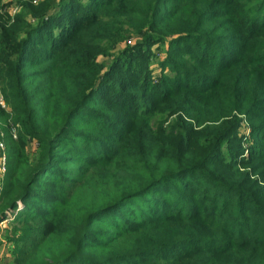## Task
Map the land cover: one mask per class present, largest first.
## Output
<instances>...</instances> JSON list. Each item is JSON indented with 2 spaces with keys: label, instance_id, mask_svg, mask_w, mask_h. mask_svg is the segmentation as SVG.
Instances as JSON below:
<instances>
[{
  "label": "trees",
  "instance_id": "1",
  "mask_svg": "<svg viewBox=\"0 0 264 264\" xmlns=\"http://www.w3.org/2000/svg\"><path fill=\"white\" fill-rule=\"evenodd\" d=\"M27 14L0 26V117L19 127L0 188V218L17 208L12 263L264 264V153L231 154L242 121L264 137V0H42ZM132 35L168 45L150 106L127 102L132 80L106 85Z\"/></svg>",
  "mask_w": 264,
  "mask_h": 264
},
{
  "label": "rangeland",
  "instance_id": "2",
  "mask_svg": "<svg viewBox=\"0 0 264 264\" xmlns=\"http://www.w3.org/2000/svg\"><path fill=\"white\" fill-rule=\"evenodd\" d=\"M42 0H0V26H10L12 19H14L17 15H24L23 17L28 22L34 24V21L30 17H27V10H32L35 8ZM79 2L87 4L89 0H79ZM22 7V8H21ZM54 32V31H53ZM143 36L139 35H132L127 37L124 44L118 46L120 49H127V52H130V63L137 62L138 64L142 65V69L147 72L148 81H147V88H141L140 83L138 82L135 76L131 75L132 71L130 70L129 65L127 64L125 67L118 66L117 58L122 56L120 52L112 53L111 56H104L99 57L98 62L99 64H103L104 67L110 68L112 64L118 66L117 74L115 75L114 79H105L106 85H120L125 84L127 80H132V82L128 85L129 87L134 86L133 91H130L133 98H128V103L137 104V105H149L153 102L154 97L152 96L153 93H159V89H161L162 85L165 82V79L162 78L161 75L166 74L171 76V73L168 69L163 70V74L161 71L160 64L162 62V57L160 53L162 50H167V44H161L160 42L150 43V45L146 46V43L143 42ZM164 42H167L166 40ZM150 53H155L154 55H150ZM161 57V59H160ZM164 80V82H163ZM110 82H113L112 84ZM162 82V83H161ZM109 83V84H107ZM105 85V84H104ZM112 86V87H113ZM153 86V89H152ZM109 87V86H108ZM118 87V86H117ZM154 89L156 92H154ZM108 90V89H107ZM166 90V89H165ZM102 91V90H101ZM109 91V90H108ZM158 91V92H157ZM0 97L1 93H0ZM3 104L5 108H0L7 112L8 108L6 107L4 101ZM248 123L246 120L242 121L241 128L238 136V142L236 141V146L239 148V152L231 153L235 155L232 160H237L239 157H247L250 154L252 149L257 150V152L264 153V137H258V135L251 136L250 131L248 129ZM0 129L3 131L5 136V158H6V169H7V161L9 158L7 147V141L11 138L12 141L18 142L19 138V127L18 125H14L11 119L8 117L6 119L4 115L0 117ZM24 142V151L26 156H28L29 160H33L37 154L36 145L34 142L28 140L25 136H21ZM235 152V151H234ZM225 154V153H224ZM8 155V157H7ZM259 159H255L252 163L248 165H244L241 168L243 172H249L250 181L257 182L260 180L257 172L252 171L253 163L257 162ZM5 169V172H6ZM260 188H264V184L258 183ZM17 208L8 211L7 213L3 214L0 218V264H13L12 260L14 258L13 250V242L16 235H14L13 229L17 228V224L11 222L14 217H17Z\"/></svg>",
  "mask_w": 264,
  "mask_h": 264
},
{
  "label": "built area",
  "instance_id": "3",
  "mask_svg": "<svg viewBox=\"0 0 264 264\" xmlns=\"http://www.w3.org/2000/svg\"><path fill=\"white\" fill-rule=\"evenodd\" d=\"M0 106L1 108H5L1 97H0ZM5 163H6V158H5L4 133L0 129V188H1L3 176L5 173V169H6Z\"/></svg>",
  "mask_w": 264,
  "mask_h": 264
}]
</instances>
